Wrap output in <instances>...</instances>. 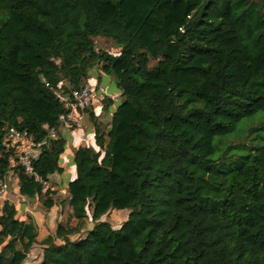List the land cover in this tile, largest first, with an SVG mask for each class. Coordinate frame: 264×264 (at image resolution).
Here are the masks:
<instances>
[{
	"label": "trees",
	"instance_id": "trees-1",
	"mask_svg": "<svg viewBox=\"0 0 264 264\" xmlns=\"http://www.w3.org/2000/svg\"><path fill=\"white\" fill-rule=\"evenodd\" d=\"M95 72L121 101L107 133L94 124L75 150L76 224L39 241L38 264H264V0H0V177L5 129L40 138L65 112L53 89ZM65 145L35 162L42 179L62 172ZM17 180L54 206L53 191ZM111 210L128 212L118 229L101 220ZM88 211L92 228L74 239ZM37 237L4 201L0 264H24Z\"/></svg>",
	"mask_w": 264,
	"mask_h": 264
},
{
	"label": "built area",
	"instance_id": "built-area-1",
	"mask_svg": "<svg viewBox=\"0 0 264 264\" xmlns=\"http://www.w3.org/2000/svg\"><path fill=\"white\" fill-rule=\"evenodd\" d=\"M53 93L58 101L63 105L65 112L57 118L56 125L49 127L43 125V135L36 138L27 130L16 127H7L2 138V147L8 159L6 173L0 177V196H3L9 187V176L17 177L18 172H22L35 182L39 183L44 190L53 191L48 180L42 179L34 170L35 162L40 158L44 149L50 141L63 137L64 134L79 130L83 127L88 114V109L93 102L99 104L104 100L118 102L119 95L109 93L108 89L102 85L84 84L78 89L66 87V89H53Z\"/></svg>",
	"mask_w": 264,
	"mask_h": 264
},
{
	"label": "rangeland",
	"instance_id": "rangeland-1",
	"mask_svg": "<svg viewBox=\"0 0 264 264\" xmlns=\"http://www.w3.org/2000/svg\"><path fill=\"white\" fill-rule=\"evenodd\" d=\"M95 47L98 50L106 51L109 53L117 54L119 52V49L114 48V44L111 40L105 39V38H95ZM93 75L88 79L89 84H95L96 83V73H92ZM100 83L103 85H108L110 83V90L117 91V88L115 87L113 76L111 75H101L99 77ZM93 112L99 116L103 111L107 114L106 110L101 109V105L94 101L93 102ZM110 109V108H109ZM108 109V110H109ZM111 116H107L106 120L103 121L102 127L107 126L108 119ZM98 123H101L99 120ZM100 125V126H101ZM107 133V132H106ZM93 139V133L90 131L86 132V140L82 142V145H90L92 143ZM66 150V148H65ZM60 164L63 167V172L60 173V184H56L55 181L51 180L48 181L49 185L54 188L55 192H57V195H54L53 198L57 200L58 198H61L62 200V206L60 209H58V212L56 213L55 210H57L56 206H53L51 209H49V213L45 211L46 209L42 206V202L35 198L33 200H30L32 205L30 208L34 211L39 210L42 213H48V215L41 214L39 215L37 212H33L32 215H35V224L37 227V240L38 243L33 246L29 254L27 255V259L24 262V264H38L41 260L42 256V247L40 245V242L42 239H44L47 235H53L55 233L56 227L58 224L64 225V226H75L76 221L73 220L70 216V209L67 204L68 200V191H67V185L69 182H71L75 178V163L74 158L72 159L70 153L66 151L63 155L60 157ZM11 193L8 194V199L10 202L14 203L16 210H23V204H21L18 201V198L20 196L19 194V188L14 187L13 190L10 191ZM1 202V201H0ZM60 203V202H59ZM128 215L127 211L124 210H111L106 215H104L101 220L108 222L112 228L118 229L121 224L126 220ZM92 228V222L90 221V211H88V218L85 220L84 225L80 228V230L77 232L75 236H73L74 239L76 238H83L86 235V232Z\"/></svg>",
	"mask_w": 264,
	"mask_h": 264
},
{
	"label": "crops",
	"instance_id": "crops-1",
	"mask_svg": "<svg viewBox=\"0 0 264 264\" xmlns=\"http://www.w3.org/2000/svg\"><path fill=\"white\" fill-rule=\"evenodd\" d=\"M95 73H96V83L95 84H89L88 81H87V84H89V85H102V86H105L108 89L109 93L116 94V95H119L120 96V92L118 91V89H117V91L110 90V83L108 85L101 84L99 77L102 74H99L98 75V72H95ZM120 101L121 100L119 99V101L116 102V103L112 102V104L109 107L110 109L109 108L106 109L107 114L103 111V106L100 104L101 105V109H102L103 112L99 116H97L93 112V107H91L90 111L88 112V114L86 116V119L84 121L83 127L81 129H79V130H75L73 132L64 134L63 138L65 139V142H66V145H65L66 150L64 149V151H63V153L61 155H63L66 151H68L70 153L72 159H73L74 158V152H75V150L79 146L82 145V142H84L86 140V132L87 131H90V132L93 133L94 124L101 125L102 123H104L103 121L106 120L107 116L108 117L111 116L112 112L117 108V106L119 105ZM90 113L93 114L92 119L89 116ZM99 120L101 121V123H98ZM110 124H111V121H110V118H109L106 127L103 128L102 125H101L102 130H103L104 133H106L109 130ZM92 143H93V139H92ZM92 143L90 145H92ZM61 155H60V157H61ZM60 157H59V165L62 168V172H63V167L60 164ZM60 175L59 174H54V175H52V176H50L48 178V181H51V180L53 181L54 180L56 184L57 183L60 184V182H61ZM8 181H9V187H8L7 192L3 196H0V201H1L0 202V213H1V207H2L3 202L4 201L10 202L9 199H8V194L11 193L10 191L13 190L14 187L19 188L18 180H17V177L16 176H13V175L9 176ZM52 189H53L54 195H57V192H55L54 188H52ZM18 201L21 204H23V207H24L23 210H16V217L18 219H20V220H27L28 217H30L34 221V223H36L35 222V220H36L35 219V215H32L33 212H37L39 215H41V214L48 215V213L50 211V210H45L48 213L47 212L46 213H42L39 210H36V211L32 210L30 208V206L32 205L31 201L28 200L27 198H25L22 195L19 196ZM10 203L15 207L14 203H12V202H10ZM62 204L63 203H62L61 198H58L57 200H55L54 206L57 207V210H55L56 213L58 212V209H60V207L62 206ZM15 209H16V207H15ZM70 212H71V209H70Z\"/></svg>",
	"mask_w": 264,
	"mask_h": 264
}]
</instances>
